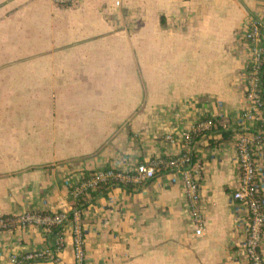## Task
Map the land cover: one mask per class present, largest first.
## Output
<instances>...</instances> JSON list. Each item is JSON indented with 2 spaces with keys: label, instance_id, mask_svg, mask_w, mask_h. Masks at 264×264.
Returning <instances> with one entry per match:
<instances>
[{
  "label": "crops",
  "instance_id": "crops-1",
  "mask_svg": "<svg viewBox=\"0 0 264 264\" xmlns=\"http://www.w3.org/2000/svg\"><path fill=\"white\" fill-rule=\"evenodd\" d=\"M256 17L264 0H0V214L79 206L86 264H250L246 211L232 194L248 60L241 28ZM208 118L217 126L193 144L203 234L176 171L69 196L67 180L179 154ZM55 240L40 227L0 230V264ZM65 241L58 260L26 264H74L68 230Z\"/></svg>",
  "mask_w": 264,
  "mask_h": 264
},
{
  "label": "built area",
  "instance_id": "built-area-1",
  "mask_svg": "<svg viewBox=\"0 0 264 264\" xmlns=\"http://www.w3.org/2000/svg\"><path fill=\"white\" fill-rule=\"evenodd\" d=\"M61 6H76L78 0H53ZM117 5L120 2L117 1ZM241 36L247 46L248 60L244 68L245 108L237 123V187L232 200L246 211L245 250L250 264H264V18H252L244 22ZM215 120L200 121L184 135L182 151L169 157H158L140 162L134 168L99 169L81 176L77 182L67 180L69 196L75 202L82 200L92 190L101 187L143 185L156 178L158 172L176 171L183 178V192L189 205V213L196 234H203L205 218L202 211L201 163L193 149L195 136L212 130ZM169 142H176L167 135ZM196 158V159H195ZM40 227L56 238L54 246L36 249L24 255H11V264L28 261L58 260L65 248V233L73 237L74 264H86V232L83 211L78 206L71 211L47 213L26 210L21 214H0V230Z\"/></svg>",
  "mask_w": 264,
  "mask_h": 264
},
{
  "label": "trees",
  "instance_id": "trees-1",
  "mask_svg": "<svg viewBox=\"0 0 264 264\" xmlns=\"http://www.w3.org/2000/svg\"><path fill=\"white\" fill-rule=\"evenodd\" d=\"M262 70H263V80H264V66H263V69H262ZM216 126H217V123H216V121H215V123H214L212 129H214ZM226 134H227L226 132H223V135H224V136H226ZM195 159H196V158H195ZM159 173H160V172H158V174H159Z\"/></svg>",
  "mask_w": 264,
  "mask_h": 264
}]
</instances>
